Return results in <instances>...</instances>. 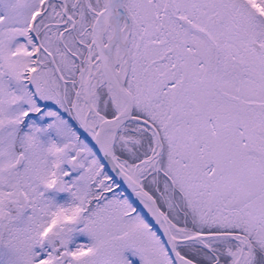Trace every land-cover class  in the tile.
Instances as JSON below:
<instances>
[{
  "label": "snow or ice",
  "instance_id": "6c2138e0",
  "mask_svg": "<svg viewBox=\"0 0 264 264\" xmlns=\"http://www.w3.org/2000/svg\"><path fill=\"white\" fill-rule=\"evenodd\" d=\"M0 264H264V0H0Z\"/></svg>",
  "mask_w": 264,
  "mask_h": 264
}]
</instances>
